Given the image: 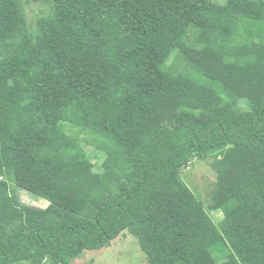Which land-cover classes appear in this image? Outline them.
<instances>
[{"label":"trees","instance_id":"16d2710c","mask_svg":"<svg viewBox=\"0 0 264 264\" xmlns=\"http://www.w3.org/2000/svg\"><path fill=\"white\" fill-rule=\"evenodd\" d=\"M125 230L147 264H264V0H0V264Z\"/></svg>","mask_w":264,"mask_h":264},{"label":"rangeland","instance_id":"374dc122","mask_svg":"<svg viewBox=\"0 0 264 264\" xmlns=\"http://www.w3.org/2000/svg\"><path fill=\"white\" fill-rule=\"evenodd\" d=\"M218 1L225 2L226 0ZM28 8L30 13H32L31 8L37 13L41 5L33 3ZM89 153L92 155L94 162L99 161L94 151L89 150ZM183 176L190 187L207 203V191L211 188L216 178V174L211 168L209 160L199 159L191 162L184 170ZM18 192L24 203L38 207H45L47 205L44 199L22 188H18ZM210 215L216 222H219L223 217L221 211H211ZM91 260H94V264H147L146 255L141 249L137 238L127 230L123 231L120 236L113 240L109 247L98 250H87L82 257L76 258L73 264H89Z\"/></svg>","mask_w":264,"mask_h":264}]
</instances>
